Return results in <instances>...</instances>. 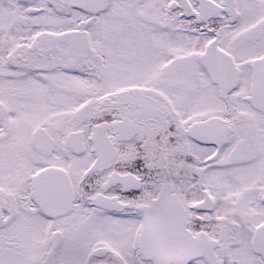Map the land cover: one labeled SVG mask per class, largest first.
I'll return each instance as SVG.
<instances>
[{
    "label": "snow or ice",
    "instance_id": "snow-or-ice-1",
    "mask_svg": "<svg viewBox=\"0 0 264 264\" xmlns=\"http://www.w3.org/2000/svg\"><path fill=\"white\" fill-rule=\"evenodd\" d=\"M0 264H264V0H0Z\"/></svg>",
    "mask_w": 264,
    "mask_h": 264
}]
</instances>
